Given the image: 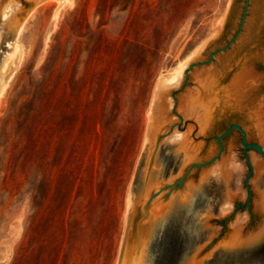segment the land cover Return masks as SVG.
<instances>
[{"label": "rangeland", "instance_id": "rangeland-1", "mask_svg": "<svg viewBox=\"0 0 264 264\" xmlns=\"http://www.w3.org/2000/svg\"><path fill=\"white\" fill-rule=\"evenodd\" d=\"M22 1L0 0V264H117L154 112L172 127L147 176L152 186L166 172L177 178L182 150L174 140L198 145L207 160L218 151L216 137L238 124L246 143L263 145L245 113L264 98V61L256 58L264 50V0H250L243 29L223 50L244 0H39L6 41L11 8ZM244 63L255 81L245 109L216 110L213 127L199 133L181 111L195 76L221 71L230 99L228 84ZM221 142V157L207 168L224 160L227 172L215 170L207 188L155 222L144 264H158L171 241L186 250L212 204L220 202V238L238 224L247 232L259 227L264 159L246 151L253 167L247 200L241 134L233 130ZM199 175L191 172L193 188ZM226 195L230 201H221ZM228 262L244 264L239 256L217 264Z\"/></svg>", "mask_w": 264, "mask_h": 264}, {"label": "water", "instance_id": "water-1", "mask_svg": "<svg viewBox=\"0 0 264 264\" xmlns=\"http://www.w3.org/2000/svg\"><path fill=\"white\" fill-rule=\"evenodd\" d=\"M33 4L34 2L30 0L22 1L17 9H15L13 13H11L9 21L12 20L13 17H15L19 22H23ZM249 4L250 0H244L237 31L230 42L220 50L226 49L228 46H230L240 34L246 20ZM0 7H2V5H0ZM5 29H7L8 35L6 41H13L15 38V30L13 28H10L7 24L5 26ZM210 59H212L211 53ZM199 63L200 62L191 63L189 67L191 68L194 65H198ZM185 75H187V72H185ZM216 117L217 115L214 116V118ZM213 123L210 129L213 127ZM157 125L160 126L155 133V128ZM171 127L172 126L169 124L168 119H165L162 122L158 114L154 112L151 123L149 124L147 130V143L145 145V152L143 154L141 164L139 165V172L140 175L143 174V177L142 181H139L134 188V196L132 198L131 209L128 214L126 230L124 233L123 243L121 246L117 264H144V252L149 246L150 237L154 232L155 222L157 220L165 219L167 216L171 215L176 208L184 207L188 201H191L194 195L202 192V190L207 188L210 185V181L208 179V181L201 184L200 186L191 189L187 196L175 199L174 203L165 208L161 215L145 224V218L146 216H148L149 208L153 199H155L163 191L169 192L178 189L188 178H190L192 171L199 173L202 169L207 168L209 165L218 160L223 153V144L221 140L228 136L233 130H237L241 134L242 152L245 158V162L249 168V171L245 178L247 200L251 199L252 192L248 184V178L253 172V167L249 163L246 151L248 149H253L257 151V153L264 159V147L259 143H246L247 133L238 124L229 125L223 133L219 134L216 137L218 151L215 155L207 160H201L200 155L198 154L197 160L189 164L184 172L171 182H167V179L169 178V172H166L162 180L163 185L155 190H151L147 194V197L144 196L147 189V184L148 182H150V180L147 179V176L151 171L152 164L156 160L155 151L156 149H159L161 147L159 141L163 137L162 132L166 128L171 129ZM145 159H147L146 163L144 162ZM144 163L147 167H145V169H142ZM176 170L177 166H175V168L173 169L172 175L175 174ZM164 181H166V183ZM226 196L227 197L221 201H230L231 197L229 195ZM237 205L238 203H235V206ZM256 210L263 216V213L260 210H258L257 208ZM219 212L220 202L218 204H212L210 208L205 210V213L201 218V231L199 235L190 242L188 248L186 250L181 247L175 248L172 246L171 241V243H169V249H171V251L167 252L166 250L160 257L158 264H217L220 259L232 256H239L240 258L243 257L244 264H264V232L256 236L254 235V233H252L255 230H253L252 232L245 231L244 224L235 225L233 228L229 229V233L234 228H240L242 240L234 247H223L221 246V244L225 240L227 235H229V233L223 238H220L219 235H217V220L214 218V216L219 214ZM234 214L235 212L232 214V216ZM232 216L225 219V223L227 220L231 219ZM150 218L151 217H149V219ZM138 229L143 236V239L137 238L136 233ZM228 264L234 263L228 262Z\"/></svg>", "mask_w": 264, "mask_h": 264}, {"label": "bare ground", "instance_id": "bare-ground-1", "mask_svg": "<svg viewBox=\"0 0 264 264\" xmlns=\"http://www.w3.org/2000/svg\"><path fill=\"white\" fill-rule=\"evenodd\" d=\"M30 1H33L34 4L31 7V9L28 11L26 17L30 13V11L34 9V7L37 5L39 0H30ZM18 6H19L18 4L14 5V7L11 8V10L14 11L15 9H17ZM8 15H9L8 11L3 12V17L6 18L8 17ZM25 19L23 20V22H19L15 17H13L12 20L8 22V26L15 30V37L20 32L22 28V24L24 23ZM256 58L264 61V50H262L261 53H258L256 55ZM218 71L209 70L207 72L200 71L199 73H197V75L194 78V80H196V86L193 88L194 90L192 91V94L189 96V98L187 97L188 99L186 98L187 100L183 102V105H182L183 107L181 106L182 107L181 111L183 115L195 119L199 125V133H202V134H205L207 131H209L213 123V118L215 116L216 110L219 113H221V112H224L225 110L241 112L243 109H245L246 106L244 105V102L248 98L249 91L255 86L253 70L249 67V65L244 63L241 66V69L239 70V72L234 74L233 77L231 78V81L228 84L229 93H231L229 94L230 99H225L224 98L225 95L223 93L222 87H220V81H219L220 79L219 75L221 71L220 72ZM179 75H180V72L179 74L174 76L173 79H171V81L173 80L178 81L180 77ZM246 111H247L245 113L246 120L248 121L250 126L253 128V130L256 132L257 134L256 136L259 137L261 143L264 145V98L260 99L253 107L251 108L247 107ZM159 126L158 125L156 126L155 133L158 130ZM174 142H176V144H178L179 148L182 150V158L180 160L177 174L175 175L179 177L182 174V172H184V170L189 164L197 160L198 158L197 151L199 149V146L192 145V143L188 142L187 139H184L183 141L174 140ZM158 150L159 149H156L155 151L156 152L155 159L157 157ZM227 166L228 165H226L225 161L223 160L220 163L215 164V166L213 167L211 166L209 168L202 169L200 171L197 186H200L201 184L205 183L203 181H205L207 177L210 176V174H212L215 170H219L221 175H225V173L227 172ZM174 179L175 178L167 179V182H171ZM150 183L151 182H148L147 189L144 194V196L146 197H147V194L151 190H155L163 185L161 183L158 186L155 183L154 186H152ZM194 186H195L194 182L188 178L183 183L182 186H180L176 190H173L174 192L173 191H169L166 193L161 192L156 197V199H153L150 205V208H149L148 216H146L145 218V224L150 222L152 218L161 215L163 210L170 205V201H172L174 196L175 197L173 200L178 199L179 197H185L187 196V193L190 192L191 189H194L193 188ZM154 206H157V209ZM256 208L263 213V219L259 227L255 231L252 232L254 233V235L257 236L258 234L264 232V198L262 194L258 195ZM159 209L161 211L157 212V210ZM149 217L151 218L149 219ZM136 236L138 239H141V238L143 239V236L139 232V229L136 233ZM241 240H242V234H241L240 228H234L230 231L229 235H227L225 240L222 242L221 246L234 247Z\"/></svg>", "mask_w": 264, "mask_h": 264}]
</instances>
